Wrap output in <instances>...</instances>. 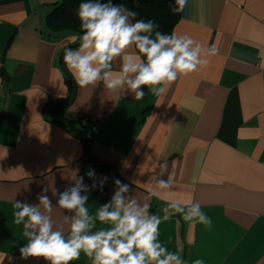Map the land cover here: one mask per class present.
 <instances>
[{"label":"crops","instance_id":"crops-1","mask_svg":"<svg viewBox=\"0 0 264 264\" xmlns=\"http://www.w3.org/2000/svg\"><path fill=\"white\" fill-rule=\"evenodd\" d=\"M59 1L0 0V264H45L20 258L26 240L13 223L14 199L37 204L47 188L56 205L52 189L64 191L76 174L92 185L90 169L116 172L161 217L169 201L200 203L210 229L180 214L159 226L160 240L188 264H264V0H188L172 33L217 52L163 97L144 88L143 100L75 85L62 58L78 36L46 25ZM59 99L67 101L55 117ZM161 164L171 190L153 183ZM114 187L90 192V212ZM62 213L53 211L58 225ZM71 264L91 262L81 254Z\"/></svg>","mask_w":264,"mask_h":264},{"label":"clouds","instance_id":"clouds-1","mask_svg":"<svg viewBox=\"0 0 264 264\" xmlns=\"http://www.w3.org/2000/svg\"><path fill=\"white\" fill-rule=\"evenodd\" d=\"M187 2L175 0L172 13H182ZM77 16L81 29L79 45L64 50L63 63L81 90L102 84L105 92L131 93L136 100H143L144 88L154 97H163L181 75L193 73L208 63L202 55L217 52L215 44L204 49L187 35L175 31L164 34L157 30L156 22L138 19V12L113 0H84L78 6ZM116 61L118 71L113 70ZM165 173L166 164H161L153 183L160 190H171L172 176L165 179ZM86 175L93 180L92 185L85 184L84 178L76 174L64 191L53 188L52 196L58 197L56 205L47 195V188L37 195V204L14 199L13 223L22 226L26 240L19 248L22 260L71 264L83 254L91 264H188L160 240V224L171 214H180L193 226L212 227V218L200 203L169 201L161 217L150 211L149 197L143 203L138 201L130 194V185L120 179L113 181L111 199L92 213L86 207L89 194L97 187L102 190L108 177L97 181L94 169ZM55 208L63 210L62 224L53 219ZM98 223L105 227L97 228ZM191 264L205 261L197 258Z\"/></svg>","mask_w":264,"mask_h":264},{"label":"trees","instance_id":"trees-1","mask_svg":"<svg viewBox=\"0 0 264 264\" xmlns=\"http://www.w3.org/2000/svg\"><path fill=\"white\" fill-rule=\"evenodd\" d=\"M82 2L84 0H60L57 2L46 16V25L49 31L61 34L72 33L79 38L81 29L77 9ZM102 2H106V0H102ZM113 3H122L138 12V19L153 20L159 25L157 30L168 35L172 34V29L180 17V13H172L171 11V8L175 6V0H113ZM78 44L79 41L73 46ZM63 101L67 100L59 99L58 103L50 107L55 117L61 115L63 107L60 104ZM82 139L88 147L90 137L87 136V133L83 132Z\"/></svg>","mask_w":264,"mask_h":264},{"label":"built area","instance_id":"built-area-1","mask_svg":"<svg viewBox=\"0 0 264 264\" xmlns=\"http://www.w3.org/2000/svg\"><path fill=\"white\" fill-rule=\"evenodd\" d=\"M103 177H108L107 182L104 184V185H107L110 182L114 181V179H117V174L113 170H104V171H100L97 174L96 179L97 181H99Z\"/></svg>","mask_w":264,"mask_h":264}]
</instances>
